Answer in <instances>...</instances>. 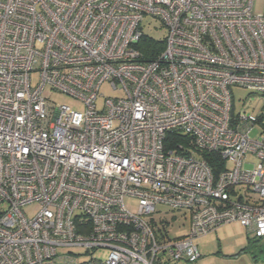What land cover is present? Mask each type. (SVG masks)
I'll return each mask as SVG.
<instances>
[{
    "label": "built area",
    "instance_id": "1",
    "mask_svg": "<svg viewBox=\"0 0 264 264\" xmlns=\"http://www.w3.org/2000/svg\"><path fill=\"white\" fill-rule=\"evenodd\" d=\"M255 3L0 0V264L195 263V238L232 221L264 239V130L251 135L264 124L232 92L264 95ZM146 15L168 30L150 60ZM104 86L116 96L99 108ZM158 204L191 232L158 234L145 218Z\"/></svg>",
    "mask_w": 264,
    "mask_h": 264
},
{
    "label": "rangeland",
    "instance_id": "2",
    "mask_svg": "<svg viewBox=\"0 0 264 264\" xmlns=\"http://www.w3.org/2000/svg\"><path fill=\"white\" fill-rule=\"evenodd\" d=\"M255 12L261 14L264 12V1L256 0ZM142 28L145 35L155 39L163 40L168 35V30L158 19L151 15H146ZM39 75L33 76V83L38 82ZM103 95L98 99V107L102 108L106 97L116 96V92L108 86H104L101 90ZM233 105L237 113L245 110L247 114L260 113L263 116L264 124V95L252 94L248 89L243 87H233ZM51 100L60 103L76 104L70 97L51 93ZM77 108H81L78 104ZM264 130V126L258 124L252 132L253 137H259L260 131ZM253 159V156H248ZM250 195L258 198L257 192H251ZM126 205L133 211L137 210L138 203L135 198L127 197ZM37 206L30 205L25 208L29 216L36 213ZM183 211H171L169 207L163 204L157 205V210L151 216L145 218L149 221L156 222L158 234L162 232V225L166 226L167 234L171 239L188 235L191 232V224L189 218L185 219ZM255 237L246 226L238 221H232L220 225L216 230L195 238L201 254L200 259L195 262L185 260L172 261L169 264H264V239ZM98 255L105 256L107 251L95 252Z\"/></svg>",
    "mask_w": 264,
    "mask_h": 264
},
{
    "label": "trees",
    "instance_id": "3",
    "mask_svg": "<svg viewBox=\"0 0 264 264\" xmlns=\"http://www.w3.org/2000/svg\"><path fill=\"white\" fill-rule=\"evenodd\" d=\"M164 40L165 38L163 40H159L144 35L137 45L138 49L142 54L143 60H150L155 58L157 54H159L163 50L165 44ZM262 121H263V116L261 115L259 122L262 123ZM168 140L170 141V145H174L177 142V138H175V136H171L170 139ZM179 140L183 141L184 139H179ZM203 156L209 162L215 174H218L226 166V161L215 153H203ZM258 239L260 241V238Z\"/></svg>",
    "mask_w": 264,
    "mask_h": 264
}]
</instances>
